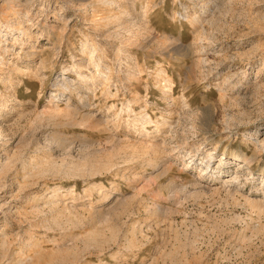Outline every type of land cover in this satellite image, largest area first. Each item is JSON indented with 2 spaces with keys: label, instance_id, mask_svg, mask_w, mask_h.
Listing matches in <instances>:
<instances>
[{
  "label": "rangeland",
  "instance_id": "rangeland-1",
  "mask_svg": "<svg viewBox=\"0 0 264 264\" xmlns=\"http://www.w3.org/2000/svg\"><path fill=\"white\" fill-rule=\"evenodd\" d=\"M0 264H264V0H0Z\"/></svg>",
  "mask_w": 264,
  "mask_h": 264
},
{
  "label": "bare ground",
  "instance_id": "bare-ground-1",
  "mask_svg": "<svg viewBox=\"0 0 264 264\" xmlns=\"http://www.w3.org/2000/svg\"><path fill=\"white\" fill-rule=\"evenodd\" d=\"M145 121V120H144ZM144 128V127H143ZM157 148V147H156ZM155 148V149H156ZM149 149H151V148H146V150H149ZM153 150H154V148H152ZM158 149V148H157ZM159 151V150H158ZM210 156V154H208L207 155V157H209ZM244 156V155H243ZM243 156H236V155H233V154H231V157L229 158L230 160H233V161H237L238 162V160H239V163H247V159L245 158V157H243ZM223 160H225L226 159V157L225 158H222ZM203 160V159H202ZM194 161V159H190L189 161H187L184 165H191L192 164V162ZM203 163V162H202ZM201 163V164H202ZM207 163V162H206ZM195 163H193V165H194ZM209 164H210V162H208L207 163V165H205V169L204 170H207L208 168H209ZM228 164V163H227ZM227 164H225L223 161H219L218 162V167L217 168H220V167H224L225 165H227ZM216 168V169H217ZM216 169H211L212 170V173L213 174H215L217 171H215ZM211 170H210V172H211ZM221 170H223V168H220V171H219V173H224L223 171H221ZM204 172V171H203ZM209 172V173H210ZM218 178V177H217ZM215 179H216V177H215ZM225 180H224V182L223 183H226V184H230V183H233L235 180H236V178L235 177H226V178H224ZM237 181V180H236ZM105 199H108L107 197H105ZM250 199V198H249ZM104 200V199H103ZM252 201L253 200H251V203H252ZM250 202V201H249ZM254 202V201H253ZM260 202V201H259ZM257 203V202H256ZM261 203V202H260ZM253 204V203H252Z\"/></svg>",
  "mask_w": 264,
  "mask_h": 264
}]
</instances>
